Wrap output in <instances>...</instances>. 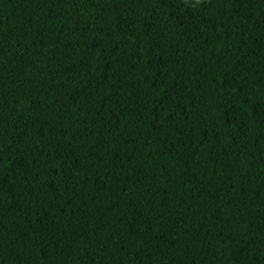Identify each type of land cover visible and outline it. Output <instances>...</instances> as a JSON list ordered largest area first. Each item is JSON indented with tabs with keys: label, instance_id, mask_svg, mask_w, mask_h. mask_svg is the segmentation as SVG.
Returning <instances> with one entry per match:
<instances>
[{
	"label": "trees",
	"instance_id": "16d2710c",
	"mask_svg": "<svg viewBox=\"0 0 264 264\" xmlns=\"http://www.w3.org/2000/svg\"><path fill=\"white\" fill-rule=\"evenodd\" d=\"M0 264H264V0H0Z\"/></svg>",
	"mask_w": 264,
	"mask_h": 264
}]
</instances>
